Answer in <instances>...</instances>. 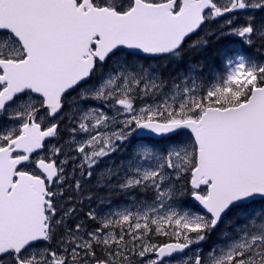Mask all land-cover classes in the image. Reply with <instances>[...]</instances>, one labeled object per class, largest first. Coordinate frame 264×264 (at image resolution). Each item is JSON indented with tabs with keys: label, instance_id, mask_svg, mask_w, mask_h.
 <instances>
[{
	"label": "snow or ice",
	"instance_id": "1",
	"mask_svg": "<svg viewBox=\"0 0 264 264\" xmlns=\"http://www.w3.org/2000/svg\"><path fill=\"white\" fill-rule=\"evenodd\" d=\"M0 264H264V0H0Z\"/></svg>",
	"mask_w": 264,
	"mask_h": 264
},
{
	"label": "trees",
	"instance_id": "2",
	"mask_svg": "<svg viewBox=\"0 0 264 264\" xmlns=\"http://www.w3.org/2000/svg\"><path fill=\"white\" fill-rule=\"evenodd\" d=\"M222 44H225V43L222 42ZM211 48H212V46H210V47H208V48L205 47L204 50L202 51V52H203V55L201 56V58H203L202 61H203L208 67L210 66V64H213V67H210V69H214V68L218 65V63H219V59H220L221 53H222L223 51H225V49L220 47V48L214 49V51L211 52V51H210ZM219 54H220V55H219ZM207 58H208L210 61H212V62H211V63H207ZM199 62H201L200 59L197 60V63H199ZM182 67H183V66H182ZM205 71H206V73H207L208 68H207ZM168 73L173 74V71H172L171 68H170V71L167 72V74H168ZM167 74H166V75H167ZM98 191H99V195H101V196H105V193L107 192V190H103V189H101V188H99Z\"/></svg>",
	"mask_w": 264,
	"mask_h": 264
},
{
	"label": "rangeland",
	"instance_id": "3",
	"mask_svg": "<svg viewBox=\"0 0 264 264\" xmlns=\"http://www.w3.org/2000/svg\"><path fill=\"white\" fill-rule=\"evenodd\" d=\"M227 39H229V38H227ZM234 41H236V40H234ZM215 47L216 48H224L225 47V44H222V43H218V44H216L215 45ZM191 55H196L197 56V59H200L201 61H202V59L203 58H201V56L203 55V52H199V53H192ZM188 59L189 58H187V57H185L184 58V60L183 61H181L179 64H182V65H188L189 63H188ZM207 60H208V58H207ZM172 67H173V69H174V72H173V75H175L176 74V72L177 71H182V69L180 68V66L179 67H177L176 65H171ZM171 66H169L167 69H165V75L167 74V72L168 71H170V67ZM210 67H213V64H210V66L209 67H207L208 68V70L210 69ZM165 144H167V142H165ZM162 146H163V142H162V144H161ZM158 146V145H157ZM117 193L116 192H112V193H109V191L107 190V192L105 193V196H111V197H114L115 195H116ZM122 198V197H121ZM121 198H120V200H121ZM123 198H124V196H123ZM122 201V200H121Z\"/></svg>",
	"mask_w": 264,
	"mask_h": 264
},
{
	"label": "bare ground",
	"instance_id": "4",
	"mask_svg": "<svg viewBox=\"0 0 264 264\" xmlns=\"http://www.w3.org/2000/svg\"><path fill=\"white\" fill-rule=\"evenodd\" d=\"M123 195H120V194H116L115 196H114V198L116 199V200H119L121 197H122ZM113 201V200H112ZM113 202H115V201H113Z\"/></svg>",
	"mask_w": 264,
	"mask_h": 264
},
{
	"label": "water",
	"instance_id": "5",
	"mask_svg": "<svg viewBox=\"0 0 264 264\" xmlns=\"http://www.w3.org/2000/svg\"><path fill=\"white\" fill-rule=\"evenodd\" d=\"M155 138H160V137H155Z\"/></svg>",
	"mask_w": 264,
	"mask_h": 264
}]
</instances>
